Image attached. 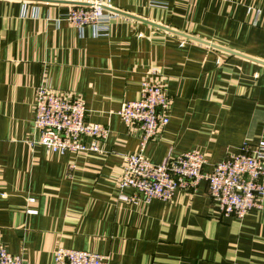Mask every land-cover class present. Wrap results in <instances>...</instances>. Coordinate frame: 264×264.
Returning a JSON list of instances; mask_svg holds the SVG:
<instances>
[{"label": "crops", "instance_id": "obj_1", "mask_svg": "<svg viewBox=\"0 0 264 264\" xmlns=\"http://www.w3.org/2000/svg\"><path fill=\"white\" fill-rule=\"evenodd\" d=\"M90 1L0 0V246L23 264H53L59 247L108 264H264V197L236 218L218 214L205 180L168 202L131 201L116 185L140 148L117 111L145 79L170 102L142 151L151 163L199 151L206 173L264 140V0H99L146 22L113 13L97 31L65 19ZM41 83L84 99L85 120L109 130L99 152L39 144Z\"/></svg>", "mask_w": 264, "mask_h": 264}, {"label": "built area", "instance_id": "obj_2", "mask_svg": "<svg viewBox=\"0 0 264 264\" xmlns=\"http://www.w3.org/2000/svg\"><path fill=\"white\" fill-rule=\"evenodd\" d=\"M86 6L72 7L65 19L77 28L98 27L102 31L114 19L104 10L99 0ZM150 75H157L152 69ZM151 76V77H152ZM139 98L122 102L117 111L121 121L137 126L140 134L139 152L123 156V167L116 185L119 190L130 188L131 201L168 202L177 190L195 188L202 180L207 182L209 196L222 216L243 218L252 210L262 208L264 197V140L250 149L242 148L213 164L204 173L207 164L199 151H186L167 156L153 164L142 155L145 145L153 140L169 122L170 102L164 89L151 79L142 81ZM88 108L82 97L55 92L46 83L36 90L33 128L38 131V142L47 151L56 153L99 152L100 144L109 133L107 127L85 120ZM89 139V142L86 140ZM72 168V165H70ZM0 264H23L0 246ZM53 264H108V257L92 251L59 247Z\"/></svg>", "mask_w": 264, "mask_h": 264}, {"label": "water", "instance_id": "obj_3", "mask_svg": "<svg viewBox=\"0 0 264 264\" xmlns=\"http://www.w3.org/2000/svg\"><path fill=\"white\" fill-rule=\"evenodd\" d=\"M75 5H77V6H86V5H88V3H84V2H77V3H75ZM104 10H106V11H109V12H111V13H114V14H120V15H123V16H127V17H130V18H133V19H139V18H137V17H135V16H132V15H130V14H127V13H124V12H121V11H118V10H116V9H114V8H110V7H108V6H104V5H102L101 6ZM139 20H142V19H139ZM142 21H144V20H142ZM144 22H146V21H144ZM149 23V22H148ZM158 27H162V26H158ZM187 37H189V36H187ZM193 39V38H192ZM213 47H216V48H219V49H222V48H220V47H218V46H215V45H212Z\"/></svg>", "mask_w": 264, "mask_h": 264}]
</instances>
